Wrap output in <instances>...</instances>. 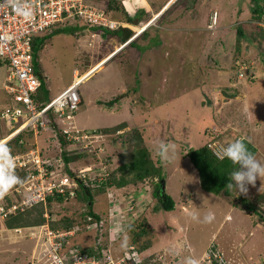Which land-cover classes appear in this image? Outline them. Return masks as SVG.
<instances>
[{
	"label": "rangeland",
	"instance_id": "374dc122",
	"mask_svg": "<svg viewBox=\"0 0 264 264\" xmlns=\"http://www.w3.org/2000/svg\"><path fill=\"white\" fill-rule=\"evenodd\" d=\"M155 1L150 2L152 7ZM184 2L186 6L183 5ZM248 4L249 0H169L157 13L161 16L167 10L166 14L158 17L155 22L152 19L153 26L148 27H159L161 21H167L170 16H179L178 11L183 10L179 26L173 30L160 28V32L159 29H152V32L148 33L153 35L157 32V36L163 41L159 44L156 42L147 49L139 45L144 42L152 43L151 39L147 38L149 34L136 36L132 40L136 42V46L126 43L127 46L123 45L125 47H117V43L112 45L106 39L107 34L102 32L99 37L93 36L86 28L72 34H57L52 40L47 38V45L40 51L37 65V71L45 83V90H41V94L48 96V99L54 97L59 91L52 93L49 86H60L61 91L70 85L72 80H76L77 70L80 77L75 85L80 81L78 92L81 103L74 114L76 126L71 128L68 136L61 131V139L64 141L60 140L58 128L50 133L45 131L47 143L53 139L54 145L44 148L48 144L41 145L38 141L41 146H36L43 157L48 162H54L57 167L55 170L63 173L66 169L63 158L70 156L72 159L68 162L69 168L75 172L72 177H78L89 167L103 168L107 167L110 161L114 163L110 156H107L104 143L111 156L118 155L119 152L130 156L136 143L133 135L144 128L152 156L164 166V176H167L163 179H169L166 187L172 189H167L168 193L175 195L176 204L182 201L181 192H185L187 198V210L178 205L172 211H165L169 212L166 215H153L151 218L155 225L147 223V217L152 213L156 214L153 211L154 204L159 203L157 198L152 199V202L146 200L151 196L153 188L149 183L139 184V190L130 193L131 195L129 191L135 189V185L119 189L120 192H125V198L130 201L115 202L117 207L113 213L116 224L113 218L105 217L99 224L84 225L83 223L90 219L79 213L78 209L84 201H55L52 208L58 215L56 226L62 233L61 238L68 233L60 228L64 225L81 222L85 229L79 232L80 235L77 234L74 238L71 236L65 249L75 246L76 239L81 244L80 249L93 246L99 251L98 247L109 239L111 259L115 264L122 262V253L129 256L126 250L131 248H134L133 254L139 255L141 252L144 257L153 252L152 255L162 258V264H186L188 259L194 260L196 264H204L206 260L210 261L213 253L210 251L215 250L216 246L222 254L225 249L228 254L233 253L235 258L226 254L233 264H264V226L254 224L251 213L248 214L234 204L236 198L230 197V203L225 192L216 194L204 191L199 182L198 171L193 168L187 155L191 148L210 142L212 152L222 158L224 147L240 139L249 141L256 149L251 154L264 162V108L255 107L254 103V100L259 99L256 98L259 92L260 97H264V16H253L250 21L237 23L242 19L241 15L244 14V19L249 17V14H246ZM128 9L134 20L138 16L135 15L136 12H141L142 16L151 14L140 0H130ZM212 10H219L222 19H216V30L206 28ZM116 11L120 10H115L114 15ZM123 19L126 20V17ZM69 23L84 26L79 18L70 19ZM124 25L127 23L124 22ZM237 26L242 28V36L237 34ZM218 30L224 31V39L215 40ZM119 33L121 34L115 32V35L122 40ZM169 36L173 37L172 41L164 40V37ZM55 37L58 38L54 41ZM154 39L156 37L152 38L153 41ZM92 40L95 42L90 45ZM215 48V53L220 55L214 53ZM106 56L110 57L103 63ZM115 58L122 59V63ZM238 58L246 63L242 66L244 74L240 75L239 66L235 64ZM88 69L93 71L87 73ZM95 72L97 74H94ZM6 76L7 65L0 61V109L7 102L3 89ZM262 86V90H259ZM216 92L223 93V96L220 97ZM234 96L238 97L231 100ZM115 97L118 101L112 106L103 103ZM57 123L60 128L63 120L58 118ZM117 123L126 125L121 130L111 131V134L95 133L98 126L115 127ZM74 131L78 132L75 136ZM19 132L24 133L17 129V122L11 123L0 118V148L13 141L12 138ZM25 136L28 138V135ZM30 142L31 145L36 144L35 140ZM13 151L12 155L17 153L15 149L11 152ZM103 175L107 176L98 174L99 181H102ZM249 186L248 194H264V179L261 181L257 178L253 188L249 189ZM8 193L10 190L2 196ZM96 198V209L102 214L106 213L109 193L98 194ZM142 198L144 199L138 200ZM37 203L41 201L32 205ZM43 205L46 211V203L43 202ZM3 206L5 207L0 204L1 210ZM262 211L264 212V206ZM209 213L212 214V219L205 221L204 217ZM44 215L48 217L47 213ZM143 222L148 233L137 237L136 232L140 229L138 225ZM115 225L117 230H121L114 236L113 230L108 232L106 226ZM131 226L135 227V231L131 230ZM37 230L32 231L30 236ZM73 230L75 232L76 228ZM16 231L20 229L16 228ZM16 231L10 228L0 229V264H29V260H34L35 255L45 264H55L54 261L59 257L60 264H68L65 261L66 252L60 251L57 254L50 249L45 248V252L40 249L43 238L45 243V234L39 239H33ZM51 245L53 248L58 247L54 241ZM61 248H64V245ZM205 253L208 256H204ZM93 258L100 261L99 257ZM85 261L88 260L84 255L82 263ZM139 261L137 256L136 259L130 258L127 264H138Z\"/></svg>",
	"mask_w": 264,
	"mask_h": 264
},
{
	"label": "trees",
	"instance_id": "16d2710c",
	"mask_svg": "<svg viewBox=\"0 0 264 264\" xmlns=\"http://www.w3.org/2000/svg\"><path fill=\"white\" fill-rule=\"evenodd\" d=\"M140 1L142 2V0ZM166 1L167 0H156L154 2L155 4L154 6L156 10L155 12H160L163 6L166 4ZM249 1H250L249 5H250L251 16H255L257 18H260L261 16L263 17L264 16V0H249ZM183 5L186 6V2H184ZM111 7L112 8L116 7V9L117 8L121 9L128 21L132 22L134 20L132 18L133 15L130 14L129 12L128 5L124 6L122 3V0H113ZM166 11H164L161 14V16L162 15L164 16L166 14ZM182 11L183 10L178 11L179 16H170L169 18H167V21H164V22L161 21V24L159 23V27H156L155 25L152 28L151 27L146 28L144 32L141 33V35L144 34V36H147L149 34L147 38L149 37L152 43L150 44V43L144 42L143 44H140L139 47L142 46L143 49H147L148 47L155 44L156 42L158 44L159 42L161 43L162 39H159V37L157 36V32L153 35H150V33L148 32H150L152 29H153L152 31H157V29H159V32H160L161 31L160 28H163V30H170V29L173 30L174 27L179 26V19L184 14ZM140 13L141 12H136L135 15L138 14V16H140L141 15ZM161 16H159V18H161ZM210 16L211 15H209V19H210ZM151 25L153 26V24ZM84 28H86V25L81 26L79 24H75V25L74 24H70V25L64 24L62 26H59V28H56L49 35L42 36V37H39V36L35 37L32 42V54H33V62H34L36 70L38 68L37 65H38V60H39L38 58L39 53L44 48L47 38L49 37L51 38L52 36L60 34V33L72 34ZM123 30H127L128 32L126 35H121L122 41H126V39L133 34V31L129 28H125V29L121 28L115 31H110L109 29L104 28L103 34L110 35L109 32H112L113 34H115V32H122ZM238 34L240 36L244 34L241 28H238ZM153 37H156L154 41L152 40ZM164 40L172 41L173 37L172 36L164 37ZM135 43H136L135 41H131L129 45L131 44L132 46H136ZM139 66L140 65H138V67ZM41 90H45V83L43 80H42L41 86L39 87L37 98L39 99V101L47 100L48 96L46 97L45 95L41 94L42 92ZM6 101L7 102L4 103V106H2L0 111L8 105L9 99H6ZM116 101H118L117 97L111 100H106L103 103L107 106H112ZM48 125L49 127H47L46 130L44 129L40 130L37 135H34L33 132L30 130L23 131L25 133H22V132L18 133L15 137L12 138L13 141L7 143L6 145L0 148V160L7 158L8 157L7 155L11 156L14 153V151L13 152L11 151L14 149L17 152H24L30 148H34L37 144L33 143L31 145V142H30L31 139L33 137L36 138L37 136H40L45 131H48L50 133L51 131H54L58 128V130L60 131V134H59L60 140L64 141L63 139H61L63 136V134L61 133L62 131L61 127L59 128L58 125L52 124V123H49ZM124 125L126 124L117 123V126L115 127L109 126L113 128H109V127L101 128L100 127L95 130V133L101 132V133H105L104 135H106L107 133L110 132L109 134H111V131L121 130ZM143 126H146V125H143ZM25 135H28V138ZM133 138L136 141V143L134 144L133 149L131 151L132 154H130V156L128 157L125 156L124 153L122 154L121 152H119L118 155L111 156L109 154V150L107 149L106 144L104 143L106 153L108 154L107 156H110V158L114 161V163H112L111 161L107 163V170H106L107 176L105 177V175H103V177H101L102 181H99L97 178L98 175L96 174L95 175L96 177L89 176L87 177L86 181H81L78 184L76 188L75 199H78L82 202L84 201L83 205L80 206V208L78 209L79 213L86 215V217L87 216L90 217V219L86 220V222L83 223L84 225L86 224L90 225L92 223H100V221L105 217L113 218L114 216L113 212L115 208L117 207L115 202L121 196L123 195L126 196L125 192L124 193L120 192L119 189L122 187L127 188L129 186L135 185L136 188L129 191V194L130 193L132 194V193H135L137 190H139L138 189L140 188L139 184H145V183H149V185H152L153 187L151 191V196L148 199V201L151 200L152 202V199L155 200V198H157V200L159 201L158 204L156 205L154 204V208L157 211L155 209H153V211L156 214L152 213L151 216L149 217L146 216L149 219L147 222L148 225L149 223L151 225L152 224L155 225L154 221H152V218H151L153 217V215H157V216H161L163 214L166 215L169 212H165V211H172L178 205H181L183 209L187 210V205L185 202L187 198H186L185 192H181L180 199L182 201L179 204H176L177 202H175V195L172 192L168 193L167 191V189H172V188H169L167 186L165 193L161 192L160 180L165 178L167 175L165 174L164 176V168H163L164 166H162V164L160 165V160L154 159V157L152 156L151 150L148 147L147 139L145 138V129L143 128L141 132H140V129L136 131V133L133 135ZM242 141L246 144L250 153H254L256 151L255 147H253V145L249 141H246V140H242ZM209 143L210 142L205 143L204 145L196 147V148H191L187 154L191 161L193 168H195L198 171L199 182H200L201 188L208 193L213 192V193L219 194L220 192H225L226 199H228L230 203H232L230 197H232L233 199L236 198V201L234 204H236V206H238L239 208L247 211L248 214L251 213L250 216L253 217L252 222L254 224H261L262 226H264V212L262 211L263 206H264V194L262 192H256L253 194L247 193L246 195H236L235 196V193L232 194L231 191L227 190L225 186L230 180L229 173L234 169V166L226 158H219L218 156H216V152L215 153L212 152V149ZM48 144H49L48 145L49 147L53 146L54 145L53 139ZM92 154H97V153L94 152ZM71 159L72 158L70 156H65V158H63V162H65L64 166L66 169L63 170L62 168L63 170L62 172L73 176L75 172L71 171V169L69 168V164H68L69 160ZM116 163L117 165H115ZM54 165H55L54 162H51L50 169L57 168ZM30 172L31 171L21 169V168H13L10 170L0 169V204H4L5 207H9L13 204L20 203L25 198L26 192L23 189L20 192L16 191L15 189L18 186L22 185L26 180L29 179ZM9 177H11L12 179H9ZM168 180L169 179L166 180V185H167ZM251 188H253L252 185L249 186V189ZM9 190H10V193L6 194L4 198L2 194ZM102 193H109V200H108V206H107L108 209H107V212L104 214H102L95 207V201L98 202V198H96V196ZM69 200L71 199H66L63 195L48 196L47 202H46V207H47L46 211L44 210L43 202L37 203L34 205L28 202L25 204V208L23 210L18 209L15 213H9L6 218H3L0 215V229L7 230L10 228L16 231V228H20V231H16V232H18L19 234L29 236L30 238L36 239L37 237L35 235L30 236V234L35 229H38L37 226L48 223L52 229L54 230L58 229V227L56 226L58 215L53 212L54 209L52 208V205L53 203H55V201L56 202L58 201L67 202ZM45 213L48 214V217L44 215ZM81 225L82 223L78 222L75 224L73 223L72 225H64V227H60L64 229L63 231L71 232L70 234L63 237L64 248H61L62 250L60 249L61 252L63 251L67 253V259L65 261L68 262V264H70L74 259L73 256L77 257L79 254H83L82 256L84 257L85 255L88 261H85L82 264H92L90 262L91 260L94 259L93 257H99L98 259L100 261L107 262V252H108V249L110 248L109 239L106 240L105 243H103L101 246L98 247L99 251H96L93 248V246L88 247L87 249H80L81 244L78 243L76 239H75L76 241L75 246L72 245L70 247H67V249H65V247L70 242L69 239L71 238V236L72 238H74L75 235L77 234L80 235L79 232H82L85 230L84 227H82ZM138 227L140 229L138 232H136L137 237L146 235L148 233V230L146 229V224L144 222L139 224ZM74 228H76L75 232L73 230ZM130 228L131 230L135 231L134 226H131ZM106 229L109 232L110 227L106 226ZM146 248L147 246L144 247V249ZM215 249L218 251L216 246H215ZM85 250L87 252H84ZM126 251L129 252V256H126L122 253L123 255L121 254V256H122V259L124 260L121 264H127V262H130V258L136 259L137 256L140 260L138 264H162V258H160L158 255L157 256L152 255L153 252H150L144 257L143 254H141V252L139 253V255L138 253L133 254L135 252L134 248L128 249ZM218 252L222 255L220 259L215 257L211 259L212 263H208V261L206 260L204 264H222V262L226 258H228V256L232 257L229 254L227 256L226 252H224V254H222L221 251H218ZM130 254L132 255L130 256ZM29 264H31V259L29 260Z\"/></svg>",
	"mask_w": 264,
	"mask_h": 264
},
{
	"label": "built area",
	"instance_id": "2783aa9c",
	"mask_svg": "<svg viewBox=\"0 0 264 264\" xmlns=\"http://www.w3.org/2000/svg\"><path fill=\"white\" fill-rule=\"evenodd\" d=\"M111 2L112 0H0V61L7 65L4 89L9 99L8 105L0 111V118L11 123L17 122L19 131L30 130L35 135L49 123L58 125L57 120L60 118L63 120L61 130L66 136L70 134L71 128L76 126L74 113L81 103L78 92L80 81L75 85L79 79L78 75L74 82L56 96L39 101L37 94L42 77L33 62L32 42L35 37L51 33L59 25L74 18L81 19L90 31L94 27L117 28L120 24L124 25V22L112 16ZM13 4L20 5L28 15L18 13ZM209 26L212 27V24ZM92 35L97 34L93 32ZM77 133L74 131L73 135ZM50 163L37 146L0 160V169L21 168L31 171L29 179L15 189L18 192L23 189L26 192L25 198L9 207L3 206V210L0 209L3 218L18 209L23 210L28 202L46 203L48 196L63 195L66 199H74L76 188L81 181H86L89 176L96 177V174H107V167L94 166L83 171L78 177H72L55 170L56 168L50 169ZM115 227H112L114 232L118 229L116 225ZM65 232H68L66 235L71 233ZM44 234L45 243L43 238L40 249L43 252L45 248L50 249L59 254L63 246V237L60 236L62 233L46 223L39 226L34 233L38 239ZM52 241L58 245L57 248H53ZM39 258L35 255L31 264H41ZM73 258L72 264H81L84 259L82 254ZM54 263L60 264V257ZM90 263L98 264L95 259ZM102 264L115 263L109 258Z\"/></svg>",
	"mask_w": 264,
	"mask_h": 264
},
{
	"label": "clouds",
	"instance_id": "9594fccd",
	"mask_svg": "<svg viewBox=\"0 0 264 264\" xmlns=\"http://www.w3.org/2000/svg\"><path fill=\"white\" fill-rule=\"evenodd\" d=\"M112 2H113V0H112ZM112 2H111V5H110V8L112 9V10H117L116 9V7H111L112 6ZM122 3H123V5H125L124 4V1L122 0ZM13 8H15V10L18 12V13H20V14H23V15H28V13L24 10V8H22L20 5H18V4H13ZM220 13L218 12V10H212V13H211V16H210V20H211V22H210V20H208V22H207V24H206V28L207 29H209V30H216L217 28H214L215 26H214V24H215V21H216V19H218V21H219V18H220V15H219ZM159 15H160V13L157 15L156 14V16L154 17V18H152V19H154V22L157 20V18L159 17ZM113 17H114V15H112ZM116 19V18H115ZM118 20V19H117ZM151 20V19H150ZM122 21V20H121ZM149 21V20H148ZM148 21H146V22H148ZM122 22H125L124 20L122 21ZM154 22H151L150 23V25L152 24V23H154ZM237 23H239V21H237ZM64 24H69L70 25V23L68 22V23H63L62 25H64ZM210 24H212V27H210L209 25ZM240 24V23H239ZM62 25H59V26H62ZM85 25V24H84ZM59 26L58 27H56V28H59ZM143 26V24H141L139 27H142ZM138 27V28H139ZM55 28V29H56ZM104 28H107V29H109L110 31H115V30H118L119 28L121 29V28H123V29H125V25H122V24H120L117 28H109V27H94V28H92L93 30L90 32V33H92L93 34V32H95L97 35H95L96 37H99V36H101V34L103 33V29ZM238 28H241V27H238L237 26V34H238ZM54 29V30H55ZM86 29H87V26H86ZM242 29V28H241ZM53 30V31H54ZM87 30H89V29H87ZM145 30V29H144ZM52 31V32H53ZM90 31V30H89ZM51 32V33H52ZM102 32V33H101ZM142 32H144V31H142ZM142 32H139V30L137 29L136 31H134V33L131 35V36H129L127 39H126V41H122L121 40V45L120 46H123V45H125L126 43L127 44H129L136 36H139ZM209 32H211V31H209ZM51 33H48V34H45V35H43V36H46V35H49V34H51ZM136 35V36H135ZM94 36V35H93ZM39 37H42V36H39ZM95 41L94 40H92V41H90V45H93V43H94ZM125 46H127V45H125ZM125 46H123V47H125ZM113 54V52L111 53V55ZM235 64L237 65V66H239V72H238V74L240 75V74H244L242 71H243V69H244V67H242V66H244L246 63L244 62V61H242V60H240L239 58L235 61ZM241 68V69H240ZM76 75H79V73H78V71L76 70ZM76 75H75V77H76ZM90 75V74H89ZM74 77V78H75ZM248 77H251V76H248ZM247 77V78H248ZM238 79H239V76H238ZM43 80V79H42ZM72 82H73V80H72ZM71 82V83H72ZM69 86V85H68ZM67 86V87H68ZM65 89V88H64ZM5 94H6V92H5ZM7 95V94H6ZM20 133V132H19ZM222 158H226L227 160H229L230 162H231V164L234 166V169L229 173V177H230V180H229V182L226 184V189L227 190H229V191H231V192H233V193H235V196L236 195H246L247 193H248V186L249 185H254L255 184V182H256V180H257V178H259L261 181H262V179H264V162H261L260 160H257L256 158H255V156L253 155V154H251L250 152H249V150H248V148H247V146H246V144L242 141V140H240V139H236V140H234V141H232V142H230L229 144H227L225 147H224V149H223V156H222ZM9 179H12L11 177H9ZM165 193V192H164ZM133 194V193H132ZM121 198H123V199H121ZM75 199V198H74ZM118 200H128V201H130L128 198H125V196L124 197H120L119 199H117V201ZM139 200V199H138ZM121 202V201H120ZM131 210V209H130ZM132 210H133V208H132ZM131 210V211H132ZM147 212V211H146ZM147 216V215H146ZM127 218H129L130 216H126ZM131 218V217H130ZM204 219H205V221H210L211 219H212V214L211 213H209V214H207L205 217H204ZM114 223L116 224V222L114 221ZM97 224H99V223H97ZM43 225V224H42ZM41 226V225H40ZM117 226V225H116ZM127 226V225H126ZM38 228H39V226H37ZM115 227V226H114ZM116 228V227H115ZM110 230H113L112 229V227H110ZM109 230V231H110ZM121 229H119V230H116L115 232H114V236L120 231ZM34 236V235H33ZM213 251V253H212V255H211V259L212 258H215V257H217V258H221L222 257V255L218 252V251H220V250H211L210 252H212ZM226 253H227V251H226ZM227 255H228V253H227ZM204 256H208L207 255V253H205V255ZM109 258H111V252H110V248L108 249V252H107V261H108V259ZM206 258H208V257H206ZM210 259V261H208V263H212V260ZM124 260V259H123ZM123 260H122V262H123ZM121 262V263H122ZM97 263L98 264H102V263H104L103 261H98L97 260ZM186 264H195V261L194 260H192V259H188L187 260V262H186ZM222 264H233L231 261H230V259L229 258H226L223 262H222Z\"/></svg>",
	"mask_w": 264,
	"mask_h": 264
},
{
	"label": "crops",
	"instance_id": "0c3cea01",
	"mask_svg": "<svg viewBox=\"0 0 264 264\" xmlns=\"http://www.w3.org/2000/svg\"><path fill=\"white\" fill-rule=\"evenodd\" d=\"M124 1V6H127L128 5V3H129V1L128 0H123ZM145 1V2H144ZM152 0H142V3H143V5H144V7H147L148 9H149V11H150V15H147V16H142V15H140V16H137L136 18H135V20H133L132 22H130V21H128L127 19L126 20H124L123 19V17L125 16V15H123L124 13L121 11V9H118L117 8V10H120V11H116V13H115V15L113 14L114 13V11L115 10H113V12H112V14L114 15V18H116V19H118V20H124L126 23H127V25L125 26V28H131V30H133V31H136L137 29H138V27L142 24V23H144L145 21H148V20H150V19H152V18H154L155 16H156V14L158 13V12H155L156 10H155V6H151V4H150V2H151ZM168 1L169 0H167L166 1V3H168ZM250 2V1H249ZM228 3H230L229 1H228ZM153 5H155V4H153ZM247 5V4H246ZM164 7V6H163ZM163 9V8H162ZM119 12H120V14H119ZM218 12L220 13V11L218 10ZM246 14H249V17L247 18V19H244V14L243 15H241V17H242V19H239L238 21H239V23H242L243 21H250L252 18H253V16H251V11H250V5L248 4V9H247V12H246ZM245 14V15H246ZM240 18V17H239ZM220 19H221V17H220ZM222 20V19H221ZM252 21H254V20H252ZM208 22V21H207ZM220 24H222V27L224 26L223 25V23H222V21H221V23ZM140 29V32L141 31H143V29H144V27H139ZM128 32H127V30H123L122 32H121V34L120 35H126ZM212 33V32H211ZM219 33V34H218ZM216 35H217V37L215 38V40L218 38V39H224V37H223V35L222 34H224V31L223 30H218L216 33H215ZM55 36V35H54ZM54 36H52L51 38H50V40H52L53 39V37ZM58 37H55L54 38V41L57 39ZM107 41L109 42V43H111L112 45H116V43H117V47H119V45H121V40H119L118 38H117V35H115V34H110V35H107ZM110 40V41H109ZM215 43V42H214ZM46 45H47V40H46V44H45V46H44V48L46 47ZM111 45V46H112ZM110 46V45H109ZM114 46H112V48H113ZM116 47V48H117ZM43 48V49H44ZM42 49V50H43ZM112 51V49L110 50V52ZM43 52V51H42ZM113 52V51H112ZM111 52V53H112ZM216 52V48H215V51H214V53ZM216 55H220V53H215ZM107 58V57H106ZM106 58H104V59H106ZM115 59H118V58H115ZM43 60H44V57H43ZM119 60V59H118ZM110 61H108V63H109ZM119 63H122V59H120L119 60ZM126 67L127 66H125L124 67V69H126ZM257 68H258V65L256 66ZM254 68V67H253ZM128 70V69H127ZM93 70L91 69V70H88V72L87 73H89V72H92ZM129 71V70H128ZM94 74H97V72H95ZM208 74V73H207ZM257 74V73H256ZM5 84V83H4ZM239 84V83H238ZM255 85V84H254ZM68 86V85H67ZM66 86V87H67ZM256 86V85H255ZM50 88H51V91H52V93L53 92H55L56 90L57 91H59L60 92V86H56L55 84H51V86H49ZM66 87H64V88H66ZM252 87V86H251ZM63 88V89H64ZM262 88H263V86L259 89V90H262ZM3 89H4V86H3ZM62 89V90H63ZM5 90V89H4ZM58 92V93H59ZM57 93V94H58ZM51 94V93H50ZM56 94V95H57ZM216 94H219V92H216ZM223 93H220L219 94V96L221 97V96H223L222 95ZM6 95V94H5ZM4 95V96H5ZM55 95V96H56ZM239 95V94H238ZM260 95H261V93L259 92L258 94H257V96H256V98H259L258 100H254V103L256 104L255 105V107H260V108H264V97L263 98H261L260 97ZM238 96H234V97H231L230 99L231 100H234V98H237ZM240 97V96H239ZM5 98H7V95H6V97ZM241 98V97H240ZM255 98V99H256ZM95 99H97V98H95ZM240 100V99H239ZM258 101V102H257ZM79 116V115H78ZM116 125V124H115ZM85 126V125H84ZM86 127H88V126H86ZM96 127V126H95ZM99 128H100V126H98ZM102 127V126H101ZM25 133V132H24ZM46 137H47V132H45V133H43L42 135H40V136H37L36 138L35 137H33L31 140H35V142H36V144L40 147L41 145H47L48 143H47V141H46ZM38 139H40V140H38ZM3 141H5V140H3ZM38 141H39V143H41V145H39L38 144ZM49 145V144H48ZM48 145H47V147H44V148H48ZM148 196V195H147ZM146 196V197H147ZM149 197V196H148ZM150 198V197H149ZM144 198H142V199H139V200H143ZM147 201H148V199H146ZM258 225V224H257ZM262 232H264V227H262ZM224 252H226V249H225V251ZM232 252V251H231ZM229 255H231L232 257H234V255H233V253L232 254H229ZM235 258V257H234Z\"/></svg>",
	"mask_w": 264,
	"mask_h": 264
},
{
	"label": "bare ground",
	"instance_id": "6f19581e",
	"mask_svg": "<svg viewBox=\"0 0 264 264\" xmlns=\"http://www.w3.org/2000/svg\"><path fill=\"white\" fill-rule=\"evenodd\" d=\"M151 22H152V19H151L150 21H148V22H145V23L143 24L142 27H144V29H146V28L150 25ZM142 27H141V28H142ZM144 29H143V31H144ZM138 30H139V28H138ZM139 32H140V30H139ZM141 32H142V31H141ZM135 36H136V35H135ZM106 57H107V56H106ZM109 57H110V56H109ZM109 57H107L106 59H104V60H103V61H104L103 63H105ZM103 63H102V64H103ZM102 64H101V65H102ZM88 70H89V69H88ZM88 70H87V71H88ZM79 77H80V76H79ZM79 77H78V78H79ZM3 142H4V141H3ZM31 262H32V260H31Z\"/></svg>",
	"mask_w": 264,
	"mask_h": 264
},
{
	"label": "water",
	"instance_id": "95a60500",
	"mask_svg": "<svg viewBox=\"0 0 264 264\" xmlns=\"http://www.w3.org/2000/svg\"><path fill=\"white\" fill-rule=\"evenodd\" d=\"M160 190H161V192L162 193H164L165 191H166V181H165V179H161L160 180Z\"/></svg>",
	"mask_w": 264,
	"mask_h": 264
}]
</instances>
